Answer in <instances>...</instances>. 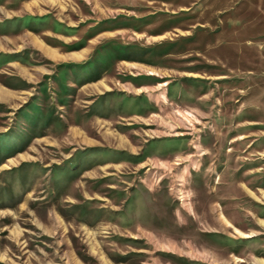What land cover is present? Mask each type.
Instances as JSON below:
<instances>
[{
  "label": "rangeland",
  "instance_id": "1",
  "mask_svg": "<svg viewBox=\"0 0 264 264\" xmlns=\"http://www.w3.org/2000/svg\"><path fill=\"white\" fill-rule=\"evenodd\" d=\"M0 264H264V0H0Z\"/></svg>",
  "mask_w": 264,
  "mask_h": 264
}]
</instances>
